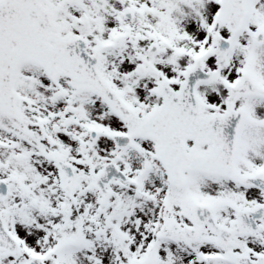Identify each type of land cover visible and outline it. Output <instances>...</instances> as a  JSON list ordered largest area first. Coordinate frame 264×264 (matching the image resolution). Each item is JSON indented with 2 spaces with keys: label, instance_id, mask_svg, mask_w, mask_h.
I'll list each match as a JSON object with an SVG mask.
<instances>
[{
  "label": "snow or ice",
  "instance_id": "snow-or-ice-1",
  "mask_svg": "<svg viewBox=\"0 0 264 264\" xmlns=\"http://www.w3.org/2000/svg\"><path fill=\"white\" fill-rule=\"evenodd\" d=\"M0 264H264V0H0Z\"/></svg>",
  "mask_w": 264,
  "mask_h": 264
}]
</instances>
